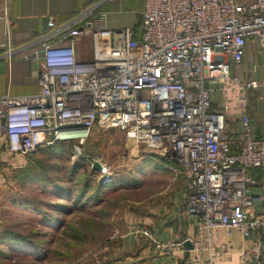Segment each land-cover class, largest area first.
<instances>
[{
    "label": "built area",
    "instance_id": "2783aa9c",
    "mask_svg": "<svg viewBox=\"0 0 264 264\" xmlns=\"http://www.w3.org/2000/svg\"><path fill=\"white\" fill-rule=\"evenodd\" d=\"M108 1L64 24L50 19L37 47L15 57L38 64L37 91L0 95V145L28 156L82 144L98 127L121 132L137 154L173 167L184 180L183 213L194 217L200 241H159L151 227L140 226L137 233L161 255L186 243L203 253L218 229L244 239L260 234L264 216L253 212L248 172L264 168V140L252 136L247 113L248 92L258 83L242 65L248 43L264 53V0H142L138 30L107 29L99 8ZM82 39L90 41V63L76 58ZM14 56L8 46L3 58L10 64ZM230 118L241 124L240 134L231 131ZM99 164L101 181H111ZM239 259L261 262L259 243Z\"/></svg>",
    "mask_w": 264,
    "mask_h": 264
},
{
    "label": "rangeland",
    "instance_id": "374dc122",
    "mask_svg": "<svg viewBox=\"0 0 264 264\" xmlns=\"http://www.w3.org/2000/svg\"><path fill=\"white\" fill-rule=\"evenodd\" d=\"M80 46L78 59L90 50L89 39ZM61 145L28 156L0 145V237L26 238L19 246L0 243V264H111L131 220L140 215L144 224L152 208L184 187L173 167L137 154L116 130L95 127L82 144ZM94 161L105 165L111 181H101Z\"/></svg>",
    "mask_w": 264,
    "mask_h": 264
},
{
    "label": "crops",
    "instance_id": "0c3cea01",
    "mask_svg": "<svg viewBox=\"0 0 264 264\" xmlns=\"http://www.w3.org/2000/svg\"><path fill=\"white\" fill-rule=\"evenodd\" d=\"M96 1L98 0H0V95L25 96L36 93L38 64L16 61L15 57L27 54L37 47L39 37L48 31L50 19L60 24ZM141 10L142 0H109L104 9L105 27L109 30H138ZM84 40L76 41V50L77 47L84 46H80ZM8 46L15 50L10 64L3 58ZM76 58L82 63L91 62V44L90 50L81 59ZM251 62L255 63L253 67ZM242 72L245 77L258 83L248 95L247 113L252 136L264 140V53L251 43L245 48ZM258 76L261 77L260 81L257 80ZM213 98L215 109H219L218 100L221 96L217 93ZM228 121L233 133L240 134L243 131L237 119L230 118ZM248 175L253 181L250 186L253 212L264 216V168L250 170ZM184 192L185 186L163 207L152 208L153 211L141 219L144 224L140 223V215L130 219L134 224H130L121 234L123 246L118 259L112 264H241V250L250 249L255 243L260 245L261 262L251 259L248 264H264V231L244 239L236 230L228 233L224 229H218L213 236V243L203 253L198 250L199 244L194 248L186 243L182 249L177 246L170 256L156 252L152 245L147 244L146 238L140 237L137 240L135 233L143 225L151 227L155 240L179 244L190 237L199 243L194 217L183 213ZM220 250V255H215Z\"/></svg>",
    "mask_w": 264,
    "mask_h": 264
},
{
    "label": "trees",
    "instance_id": "16d2710c",
    "mask_svg": "<svg viewBox=\"0 0 264 264\" xmlns=\"http://www.w3.org/2000/svg\"><path fill=\"white\" fill-rule=\"evenodd\" d=\"M102 0H98V1H96V2H94V4L93 5H91V6H94V5H96V4H98V3H100ZM241 1H247V0H241ZM108 3V2H107ZM107 3H105L104 5H102L100 8H99V11H104V9H105V6H106V4ZM91 6H88V7H91ZM87 7V8H88ZM78 12H76L75 14H73V15H71L70 17H68V18H66L65 20H63L60 24H64L65 22H67V21H69V20H71L76 14H77ZM252 90H250L249 92H248V95H249V93L251 92ZM61 144H56L55 146H52V147H49V148H53V147H56V146H60ZM62 146V145H61ZM49 148H43V149H49ZM249 173V172H248ZM89 193V190L86 192V194H88ZM100 196V191L98 190V189H95L94 190V192H93V196L92 197H99ZM138 231V230H137ZM135 235H136V238H137V240H140V235L136 232L135 233ZM144 239V238H143ZM25 240H26V238H24V237H21V236H19V235H17V234H12V233H10V232H6L5 233V235L4 236H1L0 237V243H4L5 241L7 242V241H9V243H12V244H15L14 246H16V245H18L19 246V244H25ZM147 244H149V245H152L151 244V242L149 241V240H147ZM10 248H12V246H10ZM112 264V263H111Z\"/></svg>",
    "mask_w": 264,
    "mask_h": 264
},
{
    "label": "water",
    "instance_id": "95a60500",
    "mask_svg": "<svg viewBox=\"0 0 264 264\" xmlns=\"http://www.w3.org/2000/svg\"><path fill=\"white\" fill-rule=\"evenodd\" d=\"M92 168L94 171L99 172L100 171V164L97 162H94L92 165Z\"/></svg>",
    "mask_w": 264,
    "mask_h": 264
}]
</instances>
